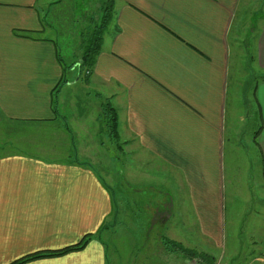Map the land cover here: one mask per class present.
<instances>
[{"label": "crops", "instance_id": "0c3cea01", "mask_svg": "<svg viewBox=\"0 0 264 264\" xmlns=\"http://www.w3.org/2000/svg\"><path fill=\"white\" fill-rule=\"evenodd\" d=\"M109 1L96 0V11ZM244 1L112 0L92 73L87 79L75 73L76 81L62 88H85L77 97L80 116L91 118L96 109L101 123L103 103L115 108L118 150L102 124L98 138L83 123L75 129L55 125L54 90L63 66L49 11L61 0H0V126L6 127L0 131L6 138L0 143V264L76 244L101 227L115 206L113 191L90 164L102 166L101 158L90 160L88 150L106 144L121 165L129 158V180L133 174L155 182L144 196L159 194L174 204L184 192L201 229L221 241L231 179L226 151L233 32ZM259 21L254 53L261 75L253 90L258 113L251 142L261 176L264 19ZM27 32L30 38L20 34ZM41 134L49 138L37 141ZM262 214L264 228V209ZM28 264H107V253L93 241L82 252Z\"/></svg>", "mask_w": 264, "mask_h": 264}, {"label": "rangeland", "instance_id": "374dc122", "mask_svg": "<svg viewBox=\"0 0 264 264\" xmlns=\"http://www.w3.org/2000/svg\"><path fill=\"white\" fill-rule=\"evenodd\" d=\"M95 2L61 0L49 11L52 12L53 38L67 64L82 54L81 34L92 32L101 21L103 10L100 8L96 11ZM259 19H264V0H245L235 20L233 32L235 48L231 59L228 114V129L231 132L226 151L227 174H230L231 179L227 183V214L221 241L209 238L207 232L201 229L184 192L174 196V204L159 194L155 197L147 194L144 196L142 190L155 182L149 181L147 176L143 180L133 179V174L129 180V158L121 165L111 155L112 149L109 147L112 144H106L104 148L95 146L88 150L90 160L101 158L103 165L99 166L96 161L90 164L97 168L113 191L115 206L101 227L91 233L93 238L89 244L98 241L105 246L107 264H264V172L261 176L257 173L259 154L251 142L258 113L253 90L255 80L261 75L254 53L257 37L255 28L261 23ZM73 69L65 77L68 83L76 81ZM86 74L83 73V78H86ZM82 91L85 88L80 85L70 90L66 87L60 89L56 105L58 120L55 125L66 128L73 126L75 129L76 125L83 123L90 126L89 129L94 133L92 136L98 138L97 131L102 123L96 118L97 110L90 112L91 118H88L90 115H79L81 109L77 97L81 96ZM68 98H71L69 102H63ZM241 116H245V123ZM5 129V126H0V131ZM23 137L16 140L24 141ZM38 137V140L35 137L37 141L49 138L46 134ZM5 141V133L0 132V143ZM24 143L31 145L32 141ZM113 144L115 147L116 143ZM4 148L6 150L9 147ZM113 153L116 157V152ZM68 160L75 162L71 157L65 159ZM103 170L109 177L106 178ZM149 174L152 175L151 172ZM136 184L140 186L135 188ZM164 205L166 208L162 209Z\"/></svg>", "mask_w": 264, "mask_h": 264}, {"label": "trees", "instance_id": "16d2710c", "mask_svg": "<svg viewBox=\"0 0 264 264\" xmlns=\"http://www.w3.org/2000/svg\"><path fill=\"white\" fill-rule=\"evenodd\" d=\"M112 8L113 3L111 0L109 1V4H105V6L103 7V16L101 18V21L99 22V25L95 27V30L89 33L81 34V45L83 47H81L82 54L80 55V58L78 57L70 64H67L63 61L59 52L58 61L63 66V78L54 90L53 109H55V113L57 112L56 105L58 93L60 89H62V87L68 83V78H65L66 75L70 73L73 68H76V73H78L80 76H82L84 72L85 74L87 73L85 79H87L92 73V70L97 62V58L100 55L102 49L106 29L112 20ZM20 34H25L26 38H30V33L28 32ZM101 123L104 127L103 131L107 133V136L112 142L116 143L118 150H121L118 133V115L115 108L109 102L103 103L102 105ZM92 238L93 236L91 234H88L76 244L69 245L61 249L37 251L35 253L26 255L14 262H11L10 264H28L39 260L60 258L71 253L80 252L85 249V247L89 244ZM165 240L168 241L167 239ZM169 242L171 241H168V243Z\"/></svg>", "mask_w": 264, "mask_h": 264}]
</instances>
